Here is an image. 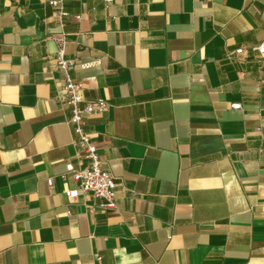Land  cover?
Wrapping results in <instances>:
<instances>
[{
	"label": "crops",
	"instance_id": "crops-1",
	"mask_svg": "<svg viewBox=\"0 0 264 264\" xmlns=\"http://www.w3.org/2000/svg\"><path fill=\"white\" fill-rule=\"evenodd\" d=\"M49 1L0 0V264H264V0ZM61 33L114 210L64 194Z\"/></svg>",
	"mask_w": 264,
	"mask_h": 264
},
{
	"label": "built area",
	"instance_id": "built-area-1",
	"mask_svg": "<svg viewBox=\"0 0 264 264\" xmlns=\"http://www.w3.org/2000/svg\"><path fill=\"white\" fill-rule=\"evenodd\" d=\"M105 2L109 4L113 0H105ZM48 4L54 9L53 16L57 19L59 27L63 28V19L68 16L63 0H50ZM56 41L58 45L56 65L63 81L62 97L71 113L68 124L73 134L72 146L82 152V160L86 162L85 166L78 169L71 162L66 164V172L60 175V178L64 180L67 175H70L73 181L78 184V188L65 191L64 194L70 201L77 199L79 193L90 194L94 199L101 201L99 208L102 211L114 210L116 208V179L102 168L97 144L86 130L87 119L90 116L104 113L109 104L104 99L89 101L81 96V84L72 77L76 62L74 59L68 58L65 53L66 34L61 33ZM255 49L264 54V45ZM232 108L240 109V105H232ZM47 185L52 187V179L47 180ZM96 259L100 260L99 257Z\"/></svg>",
	"mask_w": 264,
	"mask_h": 264
}]
</instances>
